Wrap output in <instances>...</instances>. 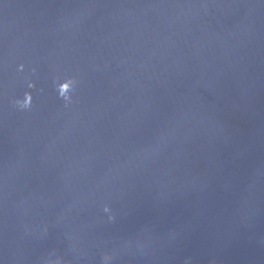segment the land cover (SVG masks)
Returning a JSON list of instances; mask_svg holds the SVG:
<instances>
[{
  "label": "water",
  "instance_id": "1",
  "mask_svg": "<svg viewBox=\"0 0 264 264\" xmlns=\"http://www.w3.org/2000/svg\"><path fill=\"white\" fill-rule=\"evenodd\" d=\"M0 264H264V0H0Z\"/></svg>",
  "mask_w": 264,
  "mask_h": 264
}]
</instances>
